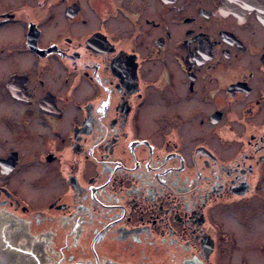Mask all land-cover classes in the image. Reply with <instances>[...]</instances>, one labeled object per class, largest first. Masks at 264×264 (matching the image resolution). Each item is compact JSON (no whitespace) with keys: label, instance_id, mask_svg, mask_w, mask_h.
<instances>
[{"label":"flooded vegetation","instance_id":"flooded-vegetation-1","mask_svg":"<svg viewBox=\"0 0 264 264\" xmlns=\"http://www.w3.org/2000/svg\"><path fill=\"white\" fill-rule=\"evenodd\" d=\"M0 264H264V0H0Z\"/></svg>","mask_w":264,"mask_h":264},{"label":"water","instance_id":"water-1","mask_svg":"<svg viewBox=\"0 0 264 264\" xmlns=\"http://www.w3.org/2000/svg\"><path fill=\"white\" fill-rule=\"evenodd\" d=\"M1 262V261H0Z\"/></svg>","mask_w":264,"mask_h":264}]
</instances>
